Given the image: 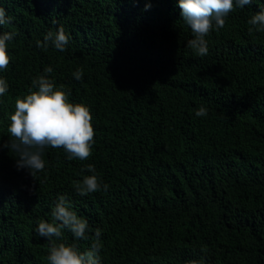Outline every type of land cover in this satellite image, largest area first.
<instances>
[{"label": "trees", "instance_id": "1", "mask_svg": "<svg viewBox=\"0 0 264 264\" xmlns=\"http://www.w3.org/2000/svg\"><path fill=\"white\" fill-rule=\"evenodd\" d=\"M151 7L145 10L146 4ZM12 22L0 32L12 61L0 77V145L17 98L47 75L90 108L92 155L45 149L44 172L17 169L0 149V264H48L53 243L81 252L101 229V264H264V32L249 19L264 0L236 8L206 38H193L178 0H0ZM63 26L65 51L37 46ZM48 66L53 72L46 74ZM83 70V79L72 75ZM206 116H197L200 107ZM108 190L80 195L86 165ZM84 169L82 172L81 170ZM88 222L89 239L68 229L41 237L59 196Z\"/></svg>", "mask_w": 264, "mask_h": 264}, {"label": "clouds", "instance_id": "2", "mask_svg": "<svg viewBox=\"0 0 264 264\" xmlns=\"http://www.w3.org/2000/svg\"><path fill=\"white\" fill-rule=\"evenodd\" d=\"M138 2V0H133ZM253 0H178V6L183 21L189 26L193 38L187 42V47L197 55L208 54L207 37L213 30L225 26L226 17L236 8L251 5ZM151 7V2L146 4L145 10ZM12 22V17L0 7V28ZM248 23L249 28L264 32V9L256 12ZM16 33L0 32V71L6 70L12 56L8 51V42L13 40ZM70 37L63 26L58 30L48 32L43 41H36L38 47L47 51L51 44L58 51H65ZM46 74L53 72L48 66L44 69ZM75 79H83V70L78 69L72 74ZM57 88L55 81L47 75H41L32 80L30 94L15 101L14 113L10 115V125L7 129L11 139L0 145V149L8 148L17 154V169H28L35 177L37 173L44 172L46 163L43 154L46 148H63L68 153L69 159L87 160L92 155V146L95 143V129L92 124L93 116L89 107L81 103L70 102L71 89L67 91ZM9 84L5 78L0 77V97L8 93ZM207 109L200 107L197 116H206ZM87 171L92 175H85L76 181L74 187L80 195L98 191H107L109 185L95 174L93 165H86ZM82 172L84 169L81 170ZM56 223L41 221L37 232L41 237L59 239L63 229H68L76 240H88V222L70 210V205L65 196H59L56 206L51 213ZM101 229L95 230L91 247L81 252L75 245L53 243L47 256L48 264H101L100 242Z\"/></svg>", "mask_w": 264, "mask_h": 264}]
</instances>
